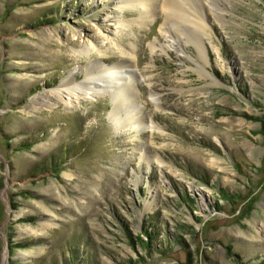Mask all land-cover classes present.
Masks as SVG:
<instances>
[{
	"label": "rangeland",
	"instance_id": "374dc122",
	"mask_svg": "<svg viewBox=\"0 0 264 264\" xmlns=\"http://www.w3.org/2000/svg\"><path fill=\"white\" fill-rule=\"evenodd\" d=\"M220 1L0 0V264H264V0ZM93 65L131 99L44 105Z\"/></svg>",
	"mask_w": 264,
	"mask_h": 264
},
{
	"label": "bare ground",
	"instance_id": "6f19581e",
	"mask_svg": "<svg viewBox=\"0 0 264 264\" xmlns=\"http://www.w3.org/2000/svg\"><path fill=\"white\" fill-rule=\"evenodd\" d=\"M202 1L208 2L207 8L210 11L212 8L213 9L215 8L217 10L219 6L222 5L220 0H121L120 2L121 5L119 6V9L121 13H123L125 9L131 7L132 11L133 9H135L137 13H140V15L146 17H151L157 11H159L164 15V24H163L164 31L167 29V32H169V30L175 27L179 28L180 30L183 29L187 31L186 28L188 25L189 27L192 26L198 28L199 25H195L196 23L194 24L192 18L189 17L190 16L189 11L193 10L194 13L195 12L199 13V9L196 3L198 2V4L202 7V5H204ZM137 7L139 8V10L137 9ZM113 24L116 26L115 30L117 31V33L120 30L128 27V25L120 21H114ZM197 24L199 23L197 22ZM198 48L199 46H196L197 50ZM92 51H93L92 49H89L87 47L86 48L84 47L83 49L80 50H72L73 54L77 56H81V55L90 56V53ZM128 63L129 62L125 60V63L122 62V64H119V67L117 68L120 67L122 68L123 66L128 67V65H126ZM114 68L112 67L106 68L103 71L98 65L86 66L85 70H86V75L88 77L86 80L80 83H75L74 74L73 75L69 74V77L65 78L62 82V86H61L62 89L54 90L55 98H48V100L45 101L46 103L44 105L52 106L59 103H63L64 105L75 106L84 99L91 100L92 98H96L101 94L108 92L109 90L112 91V97L117 104L120 103V100L118 101V97H121L125 101L129 98L131 99V94L129 90L124 87L122 88L120 87L121 85H119L120 81H125L127 85L132 81V75L130 74V70H126L125 72H123L122 75L120 74L121 76L118 79L115 77L113 81H110L113 77V73L116 72ZM105 72L107 74H105ZM202 76L205 78L209 77L206 74L201 75V77ZM108 84H114V86L110 88ZM118 106L121 107V109L119 108V111L121 112L124 103H121V105L119 104ZM111 114H112V119H114V117L119 113L115 112L114 114L113 113Z\"/></svg>",
	"mask_w": 264,
	"mask_h": 264
},
{
	"label": "trees",
	"instance_id": "16d2710c",
	"mask_svg": "<svg viewBox=\"0 0 264 264\" xmlns=\"http://www.w3.org/2000/svg\"><path fill=\"white\" fill-rule=\"evenodd\" d=\"M149 239H150V237H149Z\"/></svg>",
	"mask_w": 264,
	"mask_h": 264
}]
</instances>
